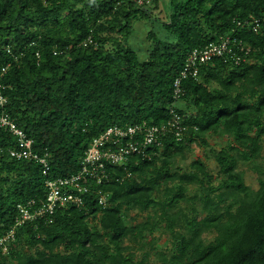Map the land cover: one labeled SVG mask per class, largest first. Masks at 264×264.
<instances>
[{"label": "trees", "instance_id": "obj_1", "mask_svg": "<svg viewBox=\"0 0 264 264\" xmlns=\"http://www.w3.org/2000/svg\"><path fill=\"white\" fill-rule=\"evenodd\" d=\"M159 3L0 0V61H13L8 46L23 54L4 79L0 115L8 113L51 165L46 176L41 165L11 157L17 139L0 130V239L14 232L0 245V264H264V25L257 33L238 25L264 17V0H169L165 20L154 15ZM141 20L154 23L146 55L130 41ZM234 30L250 48L247 61L205 65L198 78L182 80L176 100L188 53ZM171 109L185 137L168 136L153 160L109 165L106 206L97 187L86 206L52 222L23 221L27 200L45 199L47 179L77 172L108 127L166 124ZM211 133L229 137L211 150L217 185L200 159L174 169L184 149L207 146ZM241 162L259 176L257 190L245 184ZM132 210L149 218L138 222ZM148 231L169 234L166 249L149 242Z\"/></svg>", "mask_w": 264, "mask_h": 264}, {"label": "built area", "instance_id": "obj_2", "mask_svg": "<svg viewBox=\"0 0 264 264\" xmlns=\"http://www.w3.org/2000/svg\"><path fill=\"white\" fill-rule=\"evenodd\" d=\"M141 5H151L150 0H137ZM238 25H248L254 32H259L264 25V17H250L243 22L238 21ZM89 43H94L91 37L84 40L86 46ZM7 52L13 57V61L7 63L0 62V107H4L8 103V98L5 96L6 89L4 79L11 68L14 61H17L23 54L16 55L8 46ZM250 48L246 47L243 41L239 38L236 31H232L222 36L219 41L211 42L205 47L192 50L184 68L181 71L182 77L198 78L199 73L197 66L203 63H208L217 59H223L225 62H231L235 65L247 61ZM39 57V53H37ZM175 99H178L182 93L180 88V80L174 83ZM181 118L176 116L174 121L168 122L166 125H141L134 124L129 126H110L103 134L94 139L90 147L85 153L82 161V168L76 176L71 179H59L57 182L48 184L49 195L48 201L50 208L60 201L61 205L74 203L80 206L83 203L82 195L89 191L90 184L101 185L109 176L107 174V165H124L134 157H142L143 159H151L157 152L148 151L151 147H159L163 144V136L168 133L174 134L175 139L182 140L185 137L186 127L182 125ZM0 129L11 133L16 137L15 146L10 149L11 157L16 160L38 159L45 165L44 173L49 170V166L44 159H39L38 155L33 153V140H31L25 131L18 127L16 121L8 114L0 115ZM71 186L63 192L61 186ZM100 205L108 204V194H102L98 200ZM23 221L36 220L45 216L46 211L31 212L27 206L21 207ZM9 239L0 241L2 245ZM6 251L7 247L4 246Z\"/></svg>", "mask_w": 264, "mask_h": 264}, {"label": "rangeland", "instance_id": "obj_3", "mask_svg": "<svg viewBox=\"0 0 264 264\" xmlns=\"http://www.w3.org/2000/svg\"><path fill=\"white\" fill-rule=\"evenodd\" d=\"M169 3V0H160L158 8L154 9V15L165 20L166 18V8ZM154 23L146 20L135 21L134 32L130 36V41L132 46L136 49H141V53L146 55L147 50L150 46V43L147 39L148 31L153 28ZM208 145H199L194 144L190 148L184 149L183 156H178L175 158L174 169L181 168L186 170L190 169L191 163L197 159H200L209 169L210 173L213 175L214 180L213 184L217 185L220 182L221 173L220 166L217 163L214 155L211 150H221L227 146L229 137L225 135H220L218 133H211L207 137ZM239 170L244 172L245 184L250 186L253 190L259 188V176L252 172L246 163H240ZM149 211L139 212V210H132L129 217H135L138 222L146 221L149 218ZM93 224H98L91 220ZM147 240L149 242L155 241L158 246L166 249V241L169 237V234H166L162 231L146 232ZM208 240H212L213 235L207 236ZM128 241H125L127 243ZM169 246V245H168ZM170 247V246H169ZM147 247L146 249H148ZM139 255L141 251L137 250Z\"/></svg>", "mask_w": 264, "mask_h": 264}, {"label": "bare ground", "instance_id": "obj_4", "mask_svg": "<svg viewBox=\"0 0 264 264\" xmlns=\"http://www.w3.org/2000/svg\"><path fill=\"white\" fill-rule=\"evenodd\" d=\"M151 1V4H152V0H150ZM244 20H242V22H243ZM243 26H247L250 30H252L248 25H243ZM253 31V30H252ZM254 32V31H253ZM255 33H257V32H255ZM228 34V33H227ZM226 35V34H225ZM222 36H224V35H222ZM221 36V37H222ZM220 37V38H221ZM219 38V39H220ZM219 41V40H218ZM214 42H217V41H214ZM196 49V48H195ZM194 50V49H193ZM191 52L192 51H190L189 53H188V55H187V57H186V60H185V62L187 61V59H188V57H189V55L191 54ZM215 61V60H214ZM1 62V61H0ZM246 62V61H245ZM1 63H5V62H1ZM210 63H213V61H211V62H208V63H203V64H200V65H198L197 66V68H198V72H200L201 73V70H202V68L205 66V65H208V64H210ZM242 64V63H241ZM185 65V64H184ZM184 68V67H183ZM183 70V69H182ZM200 73H199V76H200ZM198 76V77H199ZM184 79H186V78H183L182 77V74L180 73L179 75H178V77L176 78V80L175 81H177V80H180V83H182V80H184ZM175 83V82H174ZM182 90V89H181ZM173 91H174V89H173ZM181 95H182V93H181ZM181 95H180V97H181ZM174 96H175V93H174ZM180 97L178 98V99H176V100H180ZM170 113H171V115H172V117H171V119L168 121V122H171V121H174L175 119H176V116H179L180 118H181V116L179 115V114H177L176 112H175V110H173V109H171L170 110ZM17 124V123H16ZM167 124V123H166ZM166 124H162V125H166ZM141 125H147V124H141ZM162 125H156V126H162ZM18 126V125H17ZM129 126V125H128ZM19 127V126H18ZM125 127V126H124ZM109 128V127H108ZM107 128V129H108ZM106 129V130H107ZM0 130H3V129H0ZM105 130V131H106ZM4 131V130H3ZM104 131V132H105ZM5 132H7V131H5ZM103 132V133H104ZM102 133V134H103ZM172 134L171 133H168V134H166L165 136H163V144L161 145V146H159V147H157V146H155V147H151V148H149L148 149V151H152L151 153H153V152H157V154L156 155H153L152 156V158L151 159H148V158H145V159H143L142 157H140L141 158V160H153L154 159V157H157V156H160V154H161V150H163V148H164V142H165V140H166V138L168 137V136H171ZM29 137V136H28ZM174 137V136H173ZM30 138V137H29ZM98 138V137H97ZM31 140H33L32 138H30ZM96 139V138H95ZM94 140V139H93ZM179 141H181V140H179ZM93 142V141H92ZM92 142H91V144H92ZM16 144V143H15ZM90 144V145H91ZM90 145H89V147H90ZM88 147V148H89ZM13 148V147H12ZM11 148V149H12ZM88 148H87V150H88ZM86 150V151H87ZM33 153H35V154H37L38 155V157H39V159H44L45 160V163L49 166V170L46 172V173H44V170H45V165H44V163H42L40 160H38V159H34V158H30V159H24V160H22V161H28V162H33V163H36V164H39V165H41L42 166V173H43V175H48L49 173H50V171H51V165L48 163V160H47V158H46V156H43V155H40L39 153H37V152H35V150H34V148H33ZM86 153V152H85ZM84 156H85V154H84ZM84 156H83V158H82V161H83V159H84ZM82 161H81V165H80V168H79V170L77 171V172H75V173H72V174H70V175H66V176H59V177H56V178H49V179H47L46 180V182H45V189H46V196H45V199H43V200H41L40 202H37V200H34V199H30V200H27V207L29 208V210L31 211V212H34V213H36V212H40V211H46V214H45V216L44 217H42V218H38V219H41L42 221H45V223H47V222H52V221H54V218H55V216H56V214L58 213V212H60V211H68L69 209H71V208H82V207H84V206H86V203H87V196L88 195H90L91 193H92V191L95 189V188H97V187H100V188H97V190H94L95 191V195H96V198H97V200H99V197L102 195V194H108L107 192H105L101 187L102 186H104L106 183H108V182H110L111 181V177L109 178V179H107V180H105L104 182H103V184H101V185H94V184H90V186H89V191L88 192H86V193H84L83 195H82V200H83V203L80 205V206H77V205H75L74 203H68V204H66V205H61L60 204V201H58L57 203H56V205H54V207H53V209L52 208H50V203H49V201H48V195H49V188H48V184H53V183H55V182H57L59 179H64V180H66V179H71V178H73L74 176H76L77 174H79V172H80V170H81V168H82ZM127 164V163H126ZM126 164H124V165H112V164H108L107 165V169H108V166L109 165H111V166H125ZM60 189H62V191L63 192H66L68 189H70L71 190V186L70 187H68V186H66V185H63V186H61L60 187ZM103 206H105V205H103ZM38 219H36V220H38ZM14 237V232L12 231V232H10L9 234H7V235H5V237H3V238H1L0 240H3V239H11V238H13Z\"/></svg>", "mask_w": 264, "mask_h": 264}]
</instances>
